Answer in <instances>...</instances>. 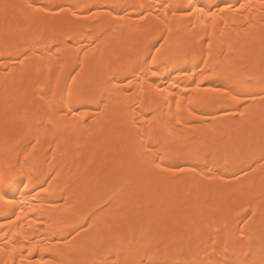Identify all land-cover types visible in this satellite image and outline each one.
<instances>
[{"label":"bare ground","instance_id":"1","mask_svg":"<svg viewBox=\"0 0 264 264\" xmlns=\"http://www.w3.org/2000/svg\"><path fill=\"white\" fill-rule=\"evenodd\" d=\"M228 3L0 0V264L258 258L264 173L223 156L264 133V0Z\"/></svg>","mask_w":264,"mask_h":264},{"label":"snow or ice","instance_id":"2","mask_svg":"<svg viewBox=\"0 0 264 264\" xmlns=\"http://www.w3.org/2000/svg\"><path fill=\"white\" fill-rule=\"evenodd\" d=\"M224 3L226 7H231V4L228 3V0H224ZM200 11L203 12V8H201ZM73 15H75V13H73ZM209 15L214 16L215 13H209ZM259 43L261 46V50L264 51V36L260 38ZM152 60L153 62H155V57H152ZM153 75H156V73L153 72ZM211 91L219 96H228L232 101L237 102L238 104L242 99H252L253 101L256 100L255 95H242L240 93L223 90L219 87L212 88ZM260 102L264 103V95L260 97ZM239 106L243 107L244 105L240 104ZM224 115L227 116L228 112L225 111ZM223 159L226 164L230 163L237 166L239 172L245 177L251 171L259 170L260 172L264 173V133L260 135L259 139L250 141L247 145L246 150L236 148L235 146H233L230 150L226 148ZM156 167L159 168L160 165L157 164ZM165 170H175L178 172L184 171V169L178 165H170ZM0 171L3 172V176L0 177V182L5 184L9 183L12 180L13 176L11 165L9 164L6 168L4 163H0ZM110 204L111 201H108L104 205V207H98L95 210H90V214H81L80 209H75L66 220V227L70 229L69 236L72 237V239L68 240L67 243L71 245L76 237L80 236L81 232L84 231L86 227L88 232H92L93 230L99 232L101 230V226H103L104 228H110L111 225L107 224L102 217V213H104L105 208L109 207ZM237 231L240 230L237 229ZM85 235H87V232H85ZM240 240H243L242 232L240 235ZM212 244L215 246L217 244V241L213 240ZM73 251L78 252L82 257L87 258L94 252V241L92 239L81 240V242H79L73 248ZM223 252H229L228 239H225L224 241ZM85 264H87V260H85ZM92 264H110V261L107 259H101L100 261L93 260ZM134 264H145V262L143 260H139L134 262ZM149 264H168V261L150 259ZM193 264H199V262L194 261ZM220 264H264V240H262L258 258H253L250 253H242L240 258H225L222 262H220Z\"/></svg>","mask_w":264,"mask_h":264}]
</instances>
